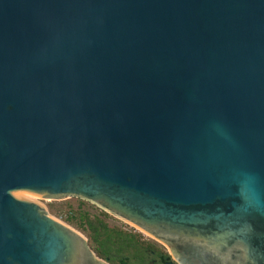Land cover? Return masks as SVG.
I'll use <instances>...</instances> for the list:
<instances>
[{"label":"water","instance_id":"95a60500","mask_svg":"<svg viewBox=\"0 0 264 264\" xmlns=\"http://www.w3.org/2000/svg\"><path fill=\"white\" fill-rule=\"evenodd\" d=\"M19 193L264 264V0H0V264H107Z\"/></svg>","mask_w":264,"mask_h":264},{"label":"rangeland","instance_id":"374dc122","mask_svg":"<svg viewBox=\"0 0 264 264\" xmlns=\"http://www.w3.org/2000/svg\"><path fill=\"white\" fill-rule=\"evenodd\" d=\"M18 196L31 199L45 208V213L58 220L59 222L67 225L78 234H80L87 242L90 250L96 255L93 247L96 245L92 243L90 239V231L87 227V219L92 221H98L110 229H119L126 233H138L141 235V239H146L144 241L150 244H157V247L161 246V244L153 241L146 233L140 231L136 227L127 223L126 221L112 215L111 213L106 212L99 206L80 199L76 197H31L32 195H28L26 193H19ZM34 196V195H33ZM52 206L55 210H52ZM167 250V248H165ZM97 258H99L96 255ZM101 259V258H99ZM103 260V259H102Z\"/></svg>","mask_w":264,"mask_h":264},{"label":"trees","instance_id":"16d2710c","mask_svg":"<svg viewBox=\"0 0 264 264\" xmlns=\"http://www.w3.org/2000/svg\"><path fill=\"white\" fill-rule=\"evenodd\" d=\"M52 210L55 208L52 206ZM87 227L96 255L101 259H109L110 264H151L157 258V244L141 241L138 233H126L119 229H110L106 225L88 220ZM154 253V255H153ZM159 261L165 263L169 259L167 253L160 254Z\"/></svg>","mask_w":264,"mask_h":264},{"label":"flooded vegetation","instance_id":"af4514ba","mask_svg":"<svg viewBox=\"0 0 264 264\" xmlns=\"http://www.w3.org/2000/svg\"><path fill=\"white\" fill-rule=\"evenodd\" d=\"M150 238H152L153 241H156L157 243L161 244V246L157 247L158 249L156 250V254H157V258L155 260H152L151 264H158L160 263L159 261V257L162 256L160 254H164L167 253L169 256V259L165 261V263L167 264H179L178 261L176 260V258L174 257L171 249L169 248V246L167 244H165L164 242L158 240L155 237H152L150 235H148ZM142 242L147 241L146 239H141ZM165 248H167V250H165ZM154 255V253H153ZM96 256V255H95ZM102 260V259H101ZM104 262H107V264H110L109 259H103ZM164 262H161V264H163Z\"/></svg>","mask_w":264,"mask_h":264},{"label":"bare ground","instance_id":"6f19581e","mask_svg":"<svg viewBox=\"0 0 264 264\" xmlns=\"http://www.w3.org/2000/svg\"><path fill=\"white\" fill-rule=\"evenodd\" d=\"M28 195H29V194H28ZM31 197H35V196L32 195ZM27 199H28V198H27ZM30 200H31V199H30Z\"/></svg>","mask_w":264,"mask_h":264}]
</instances>
